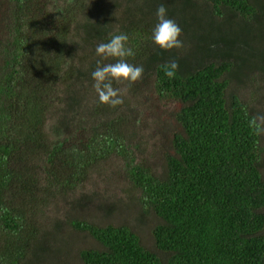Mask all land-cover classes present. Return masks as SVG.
Instances as JSON below:
<instances>
[{
	"label": "trees",
	"instance_id": "16d2710c",
	"mask_svg": "<svg viewBox=\"0 0 264 264\" xmlns=\"http://www.w3.org/2000/svg\"><path fill=\"white\" fill-rule=\"evenodd\" d=\"M87 4L0 0V264L45 263L50 235L53 255H70L59 223V237L43 232L46 207L112 155L128 160L143 213L157 219L153 247L125 225L72 222L94 242L73 253L79 264H264L261 138L248 127L251 109L226 96L246 60L264 62V0H112L97 3L94 18ZM161 4L183 49L152 41ZM120 32L135 49L128 62L143 65L141 82L169 109L156 170L133 163L127 101L101 104L91 84L96 46ZM170 60L180 65L171 80L161 68Z\"/></svg>",
	"mask_w": 264,
	"mask_h": 264
},
{
	"label": "rangeland",
	"instance_id": "374dc122",
	"mask_svg": "<svg viewBox=\"0 0 264 264\" xmlns=\"http://www.w3.org/2000/svg\"><path fill=\"white\" fill-rule=\"evenodd\" d=\"M111 1L88 0L86 13L90 15V18H94L96 17L94 6L100 2L110 4ZM59 5V2H53L49 5V9ZM117 12L118 10H115V14ZM116 16L120 17L118 13ZM192 49L190 48L191 51ZM230 78L226 96L234 93L251 109L253 115H264V62L246 60L244 66ZM85 83H82L78 90L84 91L81 87L85 88ZM91 84H94V81ZM150 86L148 81L138 82L132 86L134 89L138 87L135 89L136 93H133L132 87L114 84V87L122 89L123 99L133 110L131 113L126 112L124 107L118 108V113H131L135 123L136 135L134 134L129 148L134 158L133 163L156 170L162 162L161 154L166 143L161 133L162 127L159 126L167 118L168 122H171V119L167 114L168 107H159L155 102V94ZM50 122L51 120L46 121V127L50 125ZM260 138L261 170L264 178V136ZM128 163L124 156L112 155L106 161L96 164L81 184L64 196H58L46 207L43 219L45 223L42 222L43 232L49 231L50 234H55L58 229L52 225L56 221L59 223V228H63L62 239L68 245V249H73L70 255L65 256V252H61L59 256H54L53 252L59 246L50 235L46 245L49 248L48 254L50 256L51 253L52 258L50 256L51 259L43 264H79L74 258V252L93 247V240L86 233L73 229L70 224L72 222H85L95 226L125 225L138 236L146 248L153 247L149 229L155 225L157 219L151 214L143 213L144 210L139 204L138 192L131 187L126 176ZM59 235H61L60 230L58 237Z\"/></svg>",
	"mask_w": 264,
	"mask_h": 264
},
{
	"label": "clouds",
	"instance_id": "9594fccd",
	"mask_svg": "<svg viewBox=\"0 0 264 264\" xmlns=\"http://www.w3.org/2000/svg\"><path fill=\"white\" fill-rule=\"evenodd\" d=\"M157 23L152 30V41L163 51L180 50L185 47L182 40L183 30L176 20L168 16L167 8L161 4L156 10ZM97 60L95 70L91 73L93 88L101 104L116 108L124 103L122 89L114 84L128 88L141 82L144 77L143 65L129 63L135 58V49L129 44V36L120 32L110 37L108 42L96 46ZM114 61V62H105ZM164 75L169 79L176 78L180 65L178 60H170L161 65ZM251 133L264 136V115H254L248 121Z\"/></svg>",
	"mask_w": 264,
	"mask_h": 264
}]
</instances>
